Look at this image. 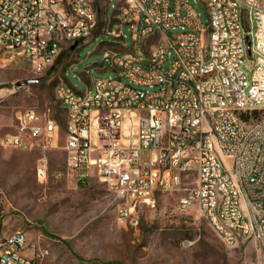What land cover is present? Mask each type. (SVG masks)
Instances as JSON below:
<instances>
[{
	"label": "built area",
	"instance_id": "1",
	"mask_svg": "<svg viewBox=\"0 0 264 264\" xmlns=\"http://www.w3.org/2000/svg\"><path fill=\"white\" fill-rule=\"evenodd\" d=\"M117 5V40L107 43L121 49L104 56L116 76L88 78L82 90L56 88L69 175L104 184L125 226L138 224L156 193L177 192L194 175L179 207L197 208L225 244L249 240L264 257V0ZM97 22L94 0H0V66L21 61L40 70L64 48L100 36ZM16 121L2 144L38 146L45 177L62 125L32 109ZM26 247L27 232L15 229L0 239V264H39Z\"/></svg>",
	"mask_w": 264,
	"mask_h": 264
},
{
	"label": "rangeland",
	"instance_id": "2",
	"mask_svg": "<svg viewBox=\"0 0 264 264\" xmlns=\"http://www.w3.org/2000/svg\"><path fill=\"white\" fill-rule=\"evenodd\" d=\"M94 3L101 34L96 39L64 48L40 70L21 61L0 66V239L24 229L23 253L39 264L263 263L254 242L229 246L197 208L179 207V199L195 184L194 175L184 178L177 192L156 193L152 204L140 208L135 226L117 220V200L104 184L95 179L79 184L69 175L62 150L66 113L56 99V88L71 84L82 90L88 78L115 77L104 56L107 50L121 49L107 43L117 40L114 31L119 32L115 24L123 13L121 5L116 6V0ZM196 9L207 23L205 10ZM121 31L128 35L125 25ZM126 41L132 47L128 36ZM29 109L62 125L60 138L52 135L58 147L47 152L45 177L38 175L42 156L38 146L20 149L2 144L6 135L16 133V114Z\"/></svg>",
	"mask_w": 264,
	"mask_h": 264
},
{
	"label": "water",
	"instance_id": "3",
	"mask_svg": "<svg viewBox=\"0 0 264 264\" xmlns=\"http://www.w3.org/2000/svg\"><path fill=\"white\" fill-rule=\"evenodd\" d=\"M247 43H248V49L250 50L251 41H250V38L249 37H247Z\"/></svg>",
	"mask_w": 264,
	"mask_h": 264
},
{
	"label": "trees",
	"instance_id": "4",
	"mask_svg": "<svg viewBox=\"0 0 264 264\" xmlns=\"http://www.w3.org/2000/svg\"><path fill=\"white\" fill-rule=\"evenodd\" d=\"M104 44H105V43H104ZM60 56H61V55H59L58 57H60ZM58 57H57V58H58ZM57 58H56V59H57ZM56 59H55V60H56ZM86 183H87V182H79V184H86Z\"/></svg>",
	"mask_w": 264,
	"mask_h": 264
}]
</instances>
